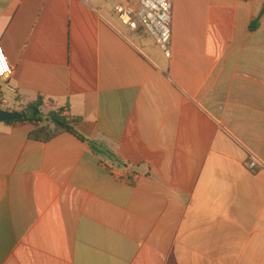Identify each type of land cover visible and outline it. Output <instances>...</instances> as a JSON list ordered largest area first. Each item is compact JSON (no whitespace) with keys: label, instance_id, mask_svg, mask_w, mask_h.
I'll return each mask as SVG.
<instances>
[{"label":"crops","instance_id":"1","mask_svg":"<svg viewBox=\"0 0 264 264\" xmlns=\"http://www.w3.org/2000/svg\"><path fill=\"white\" fill-rule=\"evenodd\" d=\"M115 4L0 0V264H264V0H173L171 59Z\"/></svg>","mask_w":264,"mask_h":264},{"label":"built area","instance_id":"2","mask_svg":"<svg viewBox=\"0 0 264 264\" xmlns=\"http://www.w3.org/2000/svg\"><path fill=\"white\" fill-rule=\"evenodd\" d=\"M112 0H106L110 3ZM113 14L118 20L131 30H138L142 26L149 36L154 40L155 44L161 49L165 57L171 59L172 48V19H173V0H138V6L133 7L125 4H115L113 6ZM3 53L6 56L5 50ZM8 69L0 70V80L5 83V90L13 95L16 90L9 84L13 69L7 58ZM10 101L0 95V110H7L10 107ZM8 111V110H7ZM251 169H256L255 161H250Z\"/></svg>","mask_w":264,"mask_h":264},{"label":"trees","instance_id":"3","mask_svg":"<svg viewBox=\"0 0 264 264\" xmlns=\"http://www.w3.org/2000/svg\"><path fill=\"white\" fill-rule=\"evenodd\" d=\"M263 17H264V6L260 14L258 15V17L254 20L252 27H251V31H255L259 27ZM42 105H43V100L42 98H40L37 103L30 104L27 110H35L36 113H39ZM62 112L63 110H60L58 113H51L49 115V121L54 126L53 128H51L50 126L39 127L38 129H36L30 134L29 136L30 139L45 143V142H48L54 139L55 137H57L58 135L62 133H69L71 135H74L75 137H77L78 139L82 141H86V139L83 138L76 130V125L78 122L75 120L67 119L66 117L62 115ZM22 114L24 115L23 120L7 122V124L14 123V122H22V121L27 120L25 111H23Z\"/></svg>","mask_w":264,"mask_h":264},{"label":"water","instance_id":"4","mask_svg":"<svg viewBox=\"0 0 264 264\" xmlns=\"http://www.w3.org/2000/svg\"><path fill=\"white\" fill-rule=\"evenodd\" d=\"M24 115L22 113L10 112L7 110H0V123H7L12 121L23 120Z\"/></svg>","mask_w":264,"mask_h":264},{"label":"clouds","instance_id":"5","mask_svg":"<svg viewBox=\"0 0 264 264\" xmlns=\"http://www.w3.org/2000/svg\"><path fill=\"white\" fill-rule=\"evenodd\" d=\"M0 65H3V68L5 70H9L8 69V65H7V58L5 57L4 53H3V49H0ZM10 71V70H9ZM3 73L0 72V75H2Z\"/></svg>","mask_w":264,"mask_h":264},{"label":"rangeland","instance_id":"6","mask_svg":"<svg viewBox=\"0 0 264 264\" xmlns=\"http://www.w3.org/2000/svg\"><path fill=\"white\" fill-rule=\"evenodd\" d=\"M47 121L50 123L49 125L51 126L52 124H51V122L49 121V118H47ZM49 125H48V126H49Z\"/></svg>","mask_w":264,"mask_h":264},{"label":"snow or ice","instance_id":"7","mask_svg":"<svg viewBox=\"0 0 264 264\" xmlns=\"http://www.w3.org/2000/svg\"><path fill=\"white\" fill-rule=\"evenodd\" d=\"M3 69V65H0V70H2Z\"/></svg>","mask_w":264,"mask_h":264}]
</instances>
